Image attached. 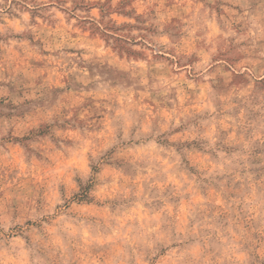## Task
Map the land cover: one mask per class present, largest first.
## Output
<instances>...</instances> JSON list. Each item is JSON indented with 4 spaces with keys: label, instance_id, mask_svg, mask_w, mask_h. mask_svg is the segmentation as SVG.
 <instances>
[{
    "label": "rangeland",
    "instance_id": "obj_1",
    "mask_svg": "<svg viewBox=\"0 0 264 264\" xmlns=\"http://www.w3.org/2000/svg\"><path fill=\"white\" fill-rule=\"evenodd\" d=\"M0 264H264V0H0Z\"/></svg>",
    "mask_w": 264,
    "mask_h": 264
}]
</instances>
